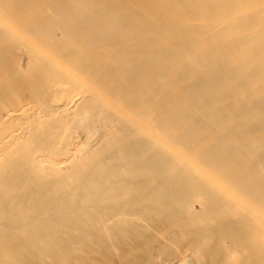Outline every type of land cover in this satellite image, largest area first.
<instances>
[{
    "label": "bare ground",
    "instance_id": "1",
    "mask_svg": "<svg viewBox=\"0 0 264 264\" xmlns=\"http://www.w3.org/2000/svg\"><path fill=\"white\" fill-rule=\"evenodd\" d=\"M152 250L264 264V0H0V264Z\"/></svg>",
    "mask_w": 264,
    "mask_h": 264
},
{
    "label": "rangeland",
    "instance_id": "2",
    "mask_svg": "<svg viewBox=\"0 0 264 264\" xmlns=\"http://www.w3.org/2000/svg\"><path fill=\"white\" fill-rule=\"evenodd\" d=\"M197 236L198 235H193V234H190L189 236H187V237H184V240H182L181 239V243H183V244H186V243H188V242H190V240L192 239V240H194V242H195V240H200V237L198 236V238H197ZM181 238H182V236H181ZM165 239V238H164ZM167 239V238H166ZM185 239H186V241H185ZM179 242H180V238H179ZM191 242H193V241H191ZM190 242V243H191ZM174 250V249H173ZM173 250H171V252L170 253H166L164 256H161V260H169V259H172V258H175L174 257V255H176L177 254V252H179V249H177V250H174L175 251V253H174V251ZM152 254H151V252L148 254L149 256V258H150V260H152L154 263H152V264H158L157 263V260L154 258V256H155V251L154 250H152ZM186 252H189V250L188 251H186ZM145 254V253H144ZM146 254H147V252H146ZM169 254H170V256H172V258H170V256H169ZM143 252L142 251H140V254H139V256H141V257H139L138 255H136L137 256V258L136 259H139V258H142V257H147L146 255H143ZM151 255H152V257H151ZM153 259H155V261L153 260Z\"/></svg>",
    "mask_w": 264,
    "mask_h": 264
}]
</instances>
